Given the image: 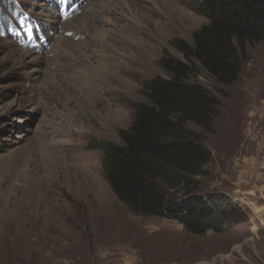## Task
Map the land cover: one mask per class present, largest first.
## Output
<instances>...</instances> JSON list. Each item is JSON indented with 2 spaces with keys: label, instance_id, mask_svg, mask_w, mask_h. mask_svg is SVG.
<instances>
[{
  "label": "rangeland",
  "instance_id": "obj_1",
  "mask_svg": "<svg viewBox=\"0 0 264 264\" xmlns=\"http://www.w3.org/2000/svg\"><path fill=\"white\" fill-rule=\"evenodd\" d=\"M86 1L0 0V264H264V39L246 46L231 85L204 69L191 77L221 101L211 132L187 126L212 153L202 190L225 200L222 229L192 234L177 219L133 213L91 145L120 142L133 103L147 98L146 80L168 77L163 57L184 58L177 41L192 42L208 19L198 0H100L96 23L110 41L68 34L86 41L90 61L50 50L71 31L56 24V34L42 14L66 20ZM128 26L138 42L125 54L117 40ZM28 50L44 52L42 63ZM110 56L118 58L116 78L98 72L85 86L90 63ZM45 58L58 59L52 75Z\"/></svg>",
  "mask_w": 264,
  "mask_h": 264
},
{
  "label": "trees",
  "instance_id": "obj_2",
  "mask_svg": "<svg viewBox=\"0 0 264 264\" xmlns=\"http://www.w3.org/2000/svg\"><path fill=\"white\" fill-rule=\"evenodd\" d=\"M208 22L192 42L178 40L184 58L163 57L168 77L144 83L146 99L133 103L132 125L120 142L95 139L117 197L135 214L179 220L192 234L221 230L224 201L201 188L212 160L203 133L220 112L218 95L191 77L203 69L223 85L238 80L246 46L264 39V0H198Z\"/></svg>",
  "mask_w": 264,
  "mask_h": 264
},
{
  "label": "bare ground",
  "instance_id": "obj_3",
  "mask_svg": "<svg viewBox=\"0 0 264 264\" xmlns=\"http://www.w3.org/2000/svg\"><path fill=\"white\" fill-rule=\"evenodd\" d=\"M99 1L100 0H87L85 6L83 8V11H81L82 13H80V15L79 14H78V16L74 15L75 16V17L73 16L74 18L69 17L66 20H62L61 16L58 13H56V12L54 13V11H51V10L49 12L43 13L42 15L44 17H46L52 23V24H48L45 22L46 26L49 27L50 29L52 28L53 30L52 29L51 30L54 31L56 34H57V29H55V27H54L56 24L61 25L59 28V31L61 30L60 32L64 31V33H65V31H71V32H66L64 34L65 36L63 34H59V35H57L58 36L57 38L54 37L53 41L54 40L55 41H54V44L52 45L50 50H52L58 54H61L63 52H64L63 54L67 53V55L71 56L75 60L90 61L92 56L90 54H88V51H87L88 45H87V43H85L86 41H84V39H95V40L107 39L108 41H110V39L112 38V35L108 29H106L105 27H101V26H99L98 23H96L97 19H98L97 18L98 14H95V13H96V10L99 8V4L101 3ZM128 6H130V5H128ZM46 10L48 11V9H46ZM131 17H133V16H131ZM132 19H134V18H132ZM151 19H153V18H151ZM151 19H150V21H152ZM104 24H105V21H104ZM82 31H83V34H82ZM134 31H135V29L132 26L126 27V30L124 31V35L123 36L121 35L122 37L119 40H117V41H120L122 43L121 48L125 54H127L128 50L130 51V49L136 48V45H137L136 43L138 41L135 39ZM78 32H80L82 35H85V37L82 41L80 40V38L78 40H75L76 39L75 37L74 38L68 37V36H70L68 34L71 33V35H73V34L78 35L79 34ZM115 40H116V38H115ZM114 42H116V41H114ZM82 44H84L86 46V52L85 53H84V50L82 49ZM139 44H140L139 47L142 50L148 51V49L146 48V45L148 44L147 42L144 44V46L141 42ZM112 45H114V44H112ZM70 47L73 48V52L70 50ZM27 54L32 56L31 59H33V61L35 63L39 62V64H40L41 59L43 58L44 52L40 53L37 51L28 50ZM44 56H46V55H44ZM45 59H46V62H47L49 67L43 71H46L47 75H52L53 73H55V71L52 70L51 65L58 62V59H56V58L55 59L45 58ZM117 60H118L117 57L110 56V59H108V63L107 62L105 63V62H94L93 61V63H90V65H89V72H86L84 75V78H81V80L83 79L86 81L89 78L95 79L97 76L96 73H98V72H106L110 75L111 78H113V79L116 78L117 73L120 71V69L116 70L117 69V65H116ZM115 61H116V63L114 64ZM34 69H35V71H38V70L41 71L42 70V69H40V67L37 66V64H35ZM43 77H46V76H43ZM43 77H40V78H43ZM40 78H39V80H40ZM87 83L88 82L86 81L85 86L88 87Z\"/></svg>",
  "mask_w": 264,
  "mask_h": 264
}]
</instances>
